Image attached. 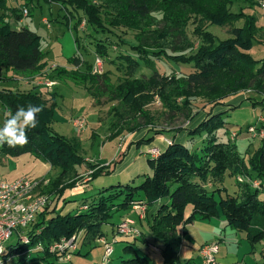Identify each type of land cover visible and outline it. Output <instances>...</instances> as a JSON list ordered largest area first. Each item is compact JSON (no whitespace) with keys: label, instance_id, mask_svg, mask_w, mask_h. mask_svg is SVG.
<instances>
[{"label":"trees","instance_id":"16d2710c","mask_svg":"<svg viewBox=\"0 0 264 264\" xmlns=\"http://www.w3.org/2000/svg\"><path fill=\"white\" fill-rule=\"evenodd\" d=\"M28 6L34 1H44L49 4L59 3L65 7H74L82 11L88 24L87 31L95 52L100 57H108L110 43H105L104 37L114 36L113 29L131 31H145L151 21L152 12L160 10L165 18V30L156 33L154 43L158 51H149L144 46L131 47L130 54H122L119 59L125 64L130 74L135 75L142 63L152 66V58L163 57L175 64L192 66L193 71L179 87V81H168L155 74L151 80H158L155 85L163 92L175 88L179 96L189 94L191 86H210L212 107L208 112H199L191 120L185 131L186 137L195 138L205 136L201 146V153L193 151L185 143L172 139L167 146L160 147L158 157H148L146 165L149 172L144 175L138 185L118 184L103 189L95 197L82 201L77 209L69 210L66 214L56 211V207L45 213L42 219L29 233L30 242L21 241L11 244L5 255L6 264H31L43 262L58 264L55 255H51L50 248L62 239L69 240L79 236L84 246L105 235L104 226L112 225L115 214L129 211L132 204L141 199L146 203V217L149 216V230L154 239L160 242V255L163 264H181L180 250L188 236V227L197 217L204 220L225 217L227 226L243 234L251 245L264 242V137L253 155L246 159L239 151V146L231 139L224 141L218 135L226 126L224 117L230 111L240 107L221 103L229 96L252 86L264 92V59L255 60L249 52L253 49L254 17L234 15L228 10L231 0H221L213 6L212 11L204 8L206 0H23ZM21 21L17 10L9 7L8 0H0V67H5L15 73H27L38 70L45 53L42 48V37L27 28L14 29L7 17L11 11ZM200 15L212 25L225 27L233 20L244 18L243 28L233 31V38L216 42L208 33H202L204 43L197 51L186 57L185 55H169L165 50L171 46L172 40L183 32L190 17ZM82 23H76L78 28ZM170 29V30H169ZM176 32L177 35H171ZM78 38L76 39V42ZM109 42V40L107 41ZM217 43V44H216ZM121 45V43H120ZM74 65H81V60L70 59ZM89 69V68H88ZM58 69L57 75L74 79L80 72L68 73ZM92 73L88 70L84 81H89ZM127 104L134 102V95L127 90L123 97ZM29 103L43 107L38 114L39 124L35 129H28L29 143L24 147L9 148L0 146V157L9 156L19 158L31 154L45 163L61 170V176H67L72 167L84 164L76 148L63 136L57 134L52 125L55 120V104L47 106L41 96L35 91L18 92L0 89V105L3 110L13 113L18 107H26ZM220 108V109H218ZM218 109V110H217ZM161 134V133H158ZM154 136H142L141 139L131 141L123 157L117 165L123 163L130 151L154 142ZM135 156V155H134ZM92 169L94 166L90 165ZM114 169V168H113ZM105 169L99 170L93 178L97 180ZM105 175H109L105 172ZM108 173V174H107ZM227 178H234L238 188L234 195L227 194L225 198L216 200L215 192L223 189H212L210 186L223 185ZM251 181H260L261 187L252 186ZM212 183L210 186L209 184ZM50 193H52L50 191ZM159 202V203H158ZM191 208L190 215L186 212ZM146 219L141 217L139 219ZM139 238V237H138ZM143 238L142 234L139 239ZM125 239V240H130ZM134 240V239H133ZM135 241V240H134ZM144 242V240H142ZM40 246L41 251H36ZM125 253L133 251V245L124 248ZM114 253V251H113ZM73 254L72 259L75 257ZM78 256L81 254L78 253ZM114 255V254H113ZM131 258L121 260L120 264H154L145 256L133 254ZM113 257V256H112ZM111 257V259H112ZM264 264V254L262 256ZM102 260V258H101ZM68 264H75L72 260ZM111 263V262H110ZM101 264V262H100ZM185 264H190L185 263Z\"/></svg>","mask_w":264,"mask_h":264},{"label":"rangeland","instance_id":"374dc122","mask_svg":"<svg viewBox=\"0 0 264 264\" xmlns=\"http://www.w3.org/2000/svg\"><path fill=\"white\" fill-rule=\"evenodd\" d=\"M220 1L206 0L204 8L212 11L213 6ZM8 3L10 8L17 10L18 16L20 15L22 19L18 21L11 10L7 12L10 25L13 28H27L41 36L45 57L39 69L33 72L15 73L0 67V89L25 93L35 91L47 106H52L54 103L56 115L52 129L65 137L85 161L82 165L73 166L70 173L62 177L60 169L52 167L31 154H25L19 158L0 157V182L23 178L33 183L32 195L50 198V204L39 214L35 225L45 213L55 207L57 212L66 214L69 210L80 207L83 200L95 197L103 189L112 185L140 184L134 181L137 175L134 171L124 170L131 162L132 156L136 155V150L130 151V157L128 156L123 163L117 165L127 145L131 141L141 139L142 136H154V142L146 146L158 144L156 140L169 143L171 141L167 138H176L182 133L181 137L184 138V133L193 117L201 111L206 113L211 109V89L216 83L206 87L191 86L189 88L191 96H179L175 88H170L167 93L162 92L155 85L158 80H151L157 74L160 78L171 82L178 80L180 87L183 84L180 81L186 79L193 71L192 66L175 64L163 57L152 58V66L148 67L142 63L139 71L132 76L119 59L118 56L122 54H130L137 58L130 48L139 45L148 50L150 48L153 51L159 50L155 47L160 41L154 47L150 45L154 43L156 33H162L165 30L166 20L160 10L155 9L152 12L150 25L145 31L113 29L114 36L104 37L105 40H109L105 43L110 45L108 57L102 58L96 54L94 45L89 40L87 19L82 11H76L71 6L67 8L59 3L49 4L44 1L39 3L34 1L28 6L23 0H8ZM23 8L29 10L28 16L22 14ZM228 10L234 15L254 17L255 24L251 30L254 46L249 54L255 60L264 59V0H231ZM79 20H82V23L76 28ZM244 23V18L236 19L220 28L212 25L204 17L194 15L188 20L180 37L172 40L171 46L164 50L172 56L188 57L204 43L202 33L212 35L216 42L225 41L233 38V31L243 28ZM170 34L177 35L176 32H170ZM77 38L78 42H76ZM70 59L81 60V65H74ZM58 69H64L68 73L80 72V74L74 79L71 75L69 78L61 77L57 75ZM88 70L92 73V78L86 82L82 79L87 77ZM127 90H131L134 95V102L130 105L123 99ZM221 103L230 104L229 106L232 107L240 105L238 109L230 111L224 120L231 122L229 125L236 131L233 133L237 134V137L231 136V139L236 141L239 151L245 155L246 159H249L264 137V122L259 120L260 116H264V92L260 93L257 88L249 86ZM4 111L0 105V121L3 119ZM78 121H81L83 126L76 127L75 124ZM251 127L255 129V132H249ZM204 140V135L191 140L190 146L193 151L201 153ZM154 148L152 146L145 152L138 153L136 158L143 155L153 157L151 153ZM133 163L135 167L141 165V161L136 160ZM90 165L94 166V169ZM103 169L105 170L100 178L94 180L93 176ZM105 172L109 175H105ZM247 179L241 178L243 181L252 182L255 188L259 185L261 187L260 181ZM209 188L210 192H212L211 188L218 189L214 184ZM223 188L225 190L215 192V198L218 201L225 198L227 194L234 195L238 188L236 180L227 178L222 186L219 185V189ZM140 197L144 198L143 195ZM261 198L264 199V195L261 194ZM146 208V203L138 200L129 210V216L139 222V227L135 228L136 233L142 234V231H145L148 234L149 217L139 219L138 211L140 209L147 211ZM190 213L191 208H188L186 214L190 215ZM125 216V213L115 214L111 223ZM127 220L129 219H122L116 223L113 226V232L103 235L89 246H84L81 239H78L77 249L75 251L70 249L73 250L72 255L76 254L75 262L100 264L104 254L103 242L109 243L114 249V255L109 264H120L121 260L131 258L136 253L146 258L155 256L152 252L146 253L141 244L134 242L140 237L125 240L120 229ZM103 231H108V226H104ZM188 232L189 241L187 243L184 241L183 244L193 247L190 252V256H193L192 264L203 263L200 255L196 258V252L197 247L205 242L219 246L215 264H263L264 244L251 245L244 235L238 234L227 226L222 214L221 218L216 219L204 220L197 217L189 226ZM14 243H17L16 238L11 240V244ZM131 244L134 253H125L124 248ZM70 250L68 248L63 252L52 250L50 253L56 256L57 263H64L72 260ZM78 253L81 255L78 256ZM15 262H17L16 258L9 264ZM157 262L163 264L160 257ZM31 264L49 263L36 261Z\"/></svg>","mask_w":264,"mask_h":264},{"label":"built area","instance_id":"2783aa9c","mask_svg":"<svg viewBox=\"0 0 264 264\" xmlns=\"http://www.w3.org/2000/svg\"><path fill=\"white\" fill-rule=\"evenodd\" d=\"M29 10L23 8L22 14L28 16ZM76 127L83 126L81 121L76 122ZM249 132H255L254 128H250ZM235 133L232 137H235ZM161 153L160 149L155 147L152 149L151 155L156 157ZM242 182L241 179H238ZM34 190L33 183L26 179H16L13 181H1L0 182V264H6L8 260H5L6 250L11 245V240L16 238V241L22 243H29V233L32 231L36 219L39 214L50 204V198L48 196H34L32 191ZM73 194V193H72ZM79 195L82 193H74ZM57 209V207H56ZM134 222L127 220L123 225L120 232L125 239L140 237L141 233L135 232ZM123 230H125L123 232ZM26 231H29L28 233ZM77 238V239H74ZM79 236L72 237L69 240L62 239L60 242L55 243L51 248L52 250H58L63 252L65 250L77 249ZM104 254L102 256L101 264H109L111 257L113 256L114 249L109 243L103 242ZM69 246V247H68ZM41 247L38 246L36 251H41ZM71 251V250H70ZM219 252V246L217 244H206L200 249V255L204 259V264L215 263L216 257ZM73 253V250L70 254ZM69 254V257L71 255Z\"/></svg>","mask_w":264,"mask_h":264},{"label":"crops","instance_id":"0c3cea01","mask_svg":"<svg viewBox=\"0 0 264 264\" xmlns=\"http://www.w3.org/2000/svg\"><path fill=\"white\" fill-rule=\"evenodd\" d=\"M14 29H17V30H19L20 28H14ZM259 120H261V121H263L264 122V116H260L259 117ZM225 121H226V126H225V128L223 129V130H220L219 132H218V135L219 136H221L222 137V139L224 140V141H228V140H231V136H232V134H233V132H236L229 124H231V122H229V120H227V119H225ZM260 121V122H261ZM233 130V131H232ZM232 133V134H231ZM183 134V133H182ZM182 134L181 135H179V136H177L175 139L177 140V141H180V142H182V143H185L187 146H189L190 147V149H192L191 148V146H190V144H191V140H194V139H196V137L195 138H187L186 137V133H184V138L183 137H181L182 136ZM226 134V135H225ZM236 134V133H235ZM236 137H237V134H236ZM166 138V137H165ZM174 137H171L170 139L169 138H167V140H170V141H172V139H173ZM247 139H249V138H247ZM236 142V141H235ZM156 143H158V144H153V145H151V146H142V147H140L139 149H136V155L134 156H132V160H131V162L129 163V165L128 166H126L125 167V169L124 170H126V172H130V171H134L137 175H136V180H134V181H136V183H140V182H142V180H143V178H144V175L146 174V173H148L149 172V169H148V167H147V165H146V159L148 158V157H146L145 155H143V156H140L139 158L137 157L136 158V156H137V154L138 153H142V152H145V150H148L149 148H151L152 146L153 147H164V146H167V143H165V142H163V143H161V141L160 142H157V140H156ZM193 150V149H192ZM131 155V154H130ZM130 157V156H129ZM140 159V160H139ZM141 161V165L139 166V167H135V163H133V162H135V161ZM215 186H217V188H219V185H215ZM222 186V185H221ZM216 188V187H215ZM236 191V190H235ZM138 200H141V201H143V199H139L138 198ZM143 202H145V201H143ZM159 203V202H158ZM139 212H140V214H141V217L143 218V217H145V218H147V217H149L148 216V213H147V217H146V211H144V209H140V210H138ZM121 213H125V217H121V219L119 220V221H117V222H115V223H112V225H108V231H104V233L106 234V235H109L111 232H113V226H115L116 225V223H119L122 219H124V220H126V219H129V220H132L133 222H134V226L135 227H139V222H138V220H134L133 218H131L130 216H129V211H126V212H121ZM124 216V215H123ZM219 218H221V216L219 217ZM144 227H142V229H143ZM189 228V227H188ZM141 229V230H142ZM148 229V230H147ZM147 232H148V234H146L145 233V231H142L143 233V238L141 239V241L140 240H135L134 242L136 243V244H141L142 246H143V248L147 251L146 253H148V254H150V252H152L153 253V255H155V256H150V259L154 262V264H159L158 262H157V259H158V257H160V260H161V262H162V258H161V255H160V242H158V241H156L155 239H154V237H153V235H152V233L150 232V230H149V228L147 227ZM189 233V232H188ZM239 234V233H238ZM189 235V234H188ZM243 235V234H242ZM189 236H187V238L184 240V241H186V243L189 241V238H188ZM220 239V238H219ZM142 240H144V242L142 241ZM220 240H222V239H220ZM206 243H208V242H205V244H202V245H200L199 247H197V252H196V258H197V255H199V251H200V249L204 246V245H206ZM145 244L147 245V246H145ZM193 244V243H192ZM264 244V242H262V245ZM194 245V244H193ZM192 249H193V247H191V246H189L188 244L186 245V246H184V244H182V247H181V250H180V260H181V264H185V263H190V264H192V260H193V256H190V252L192 251ZM88 252V251H87ZM103 254V253H102ZM263 254H264V251H263ZM158 256V257H157ZM189 260V261H188ZM72 262L73 263H75V264H77L76 262H75V257L72 259ZM64 263H66V264H68L67 262H64ZM64 263H58V264H64ZM218 263V262H217Z\"/></svg>","mask_w":264,"mask_h":264},{"label":"clouds","instance_id":"9594fccd","mask_svg":"<svg viewBox=\"0 0 264 264\" xmlns=\"http://www.w3.org/2000/svg\"><path fill=\"white\" fill-rule=\"evenodd\" d=\"M42 111V106L31 103L26 107H18L14 113L5 110L3 119L0 121V146L7 145L9 148H16L27 145L29 143L27 130L38 126L37 117Z\"/></svg>","mask_w":264,"mask_h":264},{"label":"bare ground","instance_id":"6f19581e","mask_svg":"<svg viewBox=\"0 0 264 264\" xmlns=\"http://www.w3.org/2000/svg\"><path fill=\"white\" fill-rule=\"evenodd\" d=\"M260 131V130H259ZM236 136V135H235ZM165 143H166V141H165ZM167 144H170V142L168 143L167 142ZM159 155H160V153H159ZM159 155H157L156 157H158ZM200 255V254H199ZM200 257H201V259H202V261H203V263L202 264H204V259H203V257L200 255ZM216 262V261H215ZM211 264H215V263H211Z\"/></svg>","mask_w":264,"mask_h":264}]
</instances>
